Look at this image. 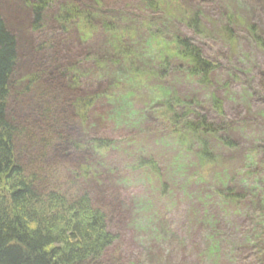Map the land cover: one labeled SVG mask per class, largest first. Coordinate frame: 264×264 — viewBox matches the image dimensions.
<instances>
[{
	"label": "rangeland",
	"instance_id": "rangeland-1",
	"mask_svg": "<svg viewBox=\"0 0 264 264\" xmlns=\"http://www.w3.org/2000/svg\"><path fill=\"white\" fill-rule=\"evenodd\" d=\"M56 1L58 0H53L52 4ZM74 1L82 2L83 8H91L95 3L94 0ZM108 1L113 3H109L112 4L110 8L116 9L93 14V18L88 21L92 24H84L81 31L79 29L78 32L79 26L72 25L68 26L67 31L63 32L61 27L59 30L54 28L51 33L46 31L48 29L46 27L35 30L32 28L28 0H0V12L18 41V61L9 108L14 109L16 116L23 121L34 118L37 110L45 108L47 104L54 109V115L66 117L72 106L67 101V95L60 90V87L64 88L65 85L57 87L59 85L54 84L56 89L49 97L52 101L46 99L38 101L35 98L42 86V80L33 86L32 91L26 89V85L33 69L35 71L37 67V46L43 43L47 57L54 61L55 47L62 54L69 56L74 50L72 46L79 45L84 52L79 55L73 54L69 60L76 66H84V69L82 68L83 73L75 78L77 80L73 83L75 86L73 90L78 95V100L90 102L89 109L94 104L90 112L88 109V118L95 125L92 124L93 126L87 130L99 140L110 142L106 151L98 155L99 158L107 159L109 173L115 171L118 166V176L121 175L118 177L119 184L111 174L107 175L108 179L106 178L105 182L118 184L122 189L123 210H130L129 203L137 200L132 212L118 214L125 221L114 228L123 241L121 243L123 252L132 253L134 259L140 260V264H264V159L262 162L258 160L264 154V37L262 35V42L256 45L244 27L245 23L250 21L264 30V0H159L158 13L150 18L149 15H152L147 12L148 15L145 14L143 8L138 6L141 0ZM228 3L237 6L235 10H230V13L226 10ZM118 4L125 10L127 8L125 5L132 7L126 11H117ZM182 8L187 10L185 16H188L189 9L199 10L202 13L201 18L217 30L211 31L206 28L205 36L202 38L199 34L201 38L199 39L191 28L189 30L184 25H188L189 18L183 20L184 24H180V30L200 42L206 56L216 66L211 88H205L184 77L183 70L186 68H178L181 61L180 57H176V53L180 54L182 49L176 51L174 46H169V37L174 33L170 31L164 33L166 26L162 28L159 24L162 16L170 17L172 13L180 12ZM135 9L140 15L134 13ZM248 12H252L253 16L248 15ZM221 14L225 17L226 23L228 18L238 19L242 23L239 26L233 22L229 24L241 29V31L235 29L233 32L235 38L224 41L219 35L216 36L223 25ZM145 16L150 19L146 23ZM170 18L173 20L174 17ZM51 23L54 24V19ZM171 23L169 20L164 24L168 26ZM150 28L152 30H149ZM182 32L179 34H183ZM72 40L75 41V45H71ZM164 43L166 44L164 47L159 46ZM76 51L78 50H74ZM49 68V64L44 67L40 65L42 71ZM73 69L78 70L75 66ZM88 73L91 76H88ZM58 79L63 80L59 77ZM169 88L175 90L173 95L168 93ZM212 90L224 101L222 111L207 104L208 92ZM191 94L194 95L193 100ZM170 103L173 104L174 112L178 115L184 114L182 121L177 124H169L172 113H168L167 108ZM186 110L193 112L186 113ZM109 111L111 112L108 113L109 117L105 122L99 118L106 116ZM196 113L204 116L202 119L214 127V130L200 138L196 137L188 125ZM73 114V119H69V125L70 128L77 129L79 117L78 114L74 112ZM64 120L62 119L61 124ZM52 122V117L45 118V115L41 114V119L30 125L36 132L37 141H43L41 152L43 149L51 148L53 143L56 145L59 139L63 140L62 138L66 139L69 146L73 145L69 138L72 136L70 133L67 136L62 130L58 133L61 138H57L59 128L52 127ZM47 124L48 127H45ZM41 126L45 127V130L40 132ZM231 130H238L240 137H235ZM52 136V140L49 141ZM218 138L231 140L232 150L221 151L215 145ZM31 141L32 136L23 138L24 145ZM204 143L212 147L216 153L214 162L195 152L196 147L201 144L203 146ZM140 147L152 149L162 163L168 159L170 162L173 155L178 158L179 163L184 162L187 165L185 170L181 168L177 171L178 174L183 171L186 182L201 179V176L194 174L197 170L195 164L199 162L207 172H210L208 179L224 169L235 172L237 181L232 185V192H235L237 187L241 188L239 181L243 180L244 185L248 187L244 191L245 197L224 191L225 194L210 199V190L201 193L204 198L220 203L219 207L223 206L225 209V204L228 203H233L234 207H241L251 202L246 206L245 215L242 212L241 216L236 215L232 219L227 213L222 215L224 228L219 230L220 249H217L210 240L211 231L221 218L214 214H208L209 224L205 230L201 228L196 235L195 242L199 254L188 240L190 231L184 226L181 228V225L186 223L185 216L189 214L193 202L189 200L191 196L185 190L179 193L180 189L168 188L164 194L165 200H160V205L163 204L169 212L164 219L166 224L159 226L158 234L151 230L152 226L148 219H151L158 204L155 201L154 205L149 204L151 197L147 192H155L162 179L153 175L140 178L129 171L127 165L132 157L133 160L136 157V150L133 149ZM31 151L38 156L37 151L33 149ZM80 152L90 154V151L85 149L78 150L75 154ZM240 153L242 162L238 157ZM75 161L82 164L79 159ZM95 163L96 160L92 157L84 161L86 170L89 166L95 168L97 165ZM97 167L103 168V162H99ZM88 175L92 181L91 172ZM49 181L54 182L51 178ZM138 187L143 189L144 193H137ZM51 190V186L45 189L46 192ZM128 192L134 194L133 200L128 196ZM109 196L107 198L111 199L113 204H117L116 197ZM130 231L132 239L129 238Z\"/></svg>",
	"mask_w": 264,
	"mask_h": 264
},
{
	"label": "trees",
	"instance_id": "trees-1",
	"mask_svg": "<svg viewBox=\"0 0 264 264\" xmlns=\"http://www.w3.org/2000/svg\"><path fill=\"white\" fill-rule=\"evenodd\" d=\"M94 2V5H91V9L90 7L83 8L82 2L74 0H58L54 4H52L53 0H28V11L32 16V28L35 30L46 27L48 28L46 31L53 33L51 30L54 28L59 30L62 27L64 32L67 31L68 26L75 25L79 26V32V29L81 31L84 24H92V22L88 21L93 18V14L116 9L110 8L113 3L108 0H94ZM125 6L127 7L126 10L132 7L129 5ZM138 6L141 9L143 8L142 10H144L145 14H151L152 16L149 15L150 18L158 13L160 2L159 0H141ZM226 6L229 9L226 8L229 13L231 12L230 10H235L237 7L233 3H228ZM122 7L118 4L117 11H126ZM95 9L96 11L94 12ZM107 9L110 10L108 11ZM131 10L133 11V8ZM134 13L140 15L136 9ZM248 13V15L253 16L252 12ZM186 14L187 10L182 8L180 12L171 14L170 17H174L173 20L166 15L162 16L159 24L162 28L166 26V32L163 30L164 33L168 31L174 33L173 36H168L169 46H174L176 51L179 48L182 49L180 54L176 53V57H180L179 60L181 61L178 64V68H186V70H183L184 77L203 85L205 88H211L216 73V66L206 56L201 43L180 30V24L182 25L183 20L189 18L187 21L188 25L183 24L189 30L191 28L199 39H201L199 34L202 38L205 36L206 28L211 31L217 30L213 29L208 22L201 18L202 13L199 10L189 9L188 16H185ZM49 15L50 17H47ZM149 18L145 16V23L150 20ZM222 18L223 25L219 28L216 36L219 35L224 41L228 38H235L236 36L233 37L232 34H234L235 29L241 31L240 27H238L241 22L238 19L230 20L228 18L226 23L223 15ZM49 19H52L51 21L54 19L53 25ZM175 19L179 20L175 21ZM169 20L172 21L170 25L164 24L165 21ZM231 22L236 23L238 25L237 28L229 26V24H232ZM245 24L244 27L247 34L251 36L252 42L256 45L260 44L262 37H264L263 28L250 21ZM149 30L152 29L150 28ZM181 32L183 34H179ZM17 42L16 34L8 28L0 12V264H140V260L134 259L132 253L123 252L124 250L121 247L123 241L119 238V233L114 231L116 226L125 221L118 214L132 212L136 207L137 200H133L134 194L128 192V196L133 200L129 203L130 210L122 209L123 200L121 199V194L123 192L118 186V177H121V175L118 176V166L114 167L116 172L111 171L112 173H109L107 171V159L104 160V157L99 158L100 155H98L100 152L106 151L110 146V142L99 140L98 137L88 132L87 128L95 125L88 118V109L91 104L87 100H78L73 90L75 87L73 83L77 80L75 78L83 73L82 68L84 69V66H76L69 59L73 54H82V51L84 52L83 48L79 45H76L77 48L72 46L74 50L78 51L74 52L72 50V53L68 56L64 55V53L62 54L55 47V51L53 50L54 61H52L49 56L47 57L44 44L37 46V67L35 71L33 69L26 85V89L32 91L33 86L39 80H42V86L35 97L38 101L44 99L52 101V98L49 97L51 92L56 89L54 84H58L59 86L57 87L66 85L64 88L60 87V90L67 95V101L74 109L73 112L78 114L79 117V125L77 129H73L69 125V119H73L74 116L71 107L69 111L66 110L67 116L60 118L58 115H54V109L47 104L45 108L37 110L34 118L27 121L19 119L15 110L9 108V102L13 96L12 86L18 61ZM72 44L75 45L74 40H72ZM165 45L164 43L159 46L164 47ZM69 62L71 65H69ZM34 64L35 60H33V66ZM48 64L49 69L45 71L40 69V65L44 67ZM73 66L78 70H74ZM90 73H88V76H91ZM58 77L63 80H59ZM64 82L66 84H63ZM178 90L181 92L179 87ZM173 92L175 90L169 88L168 93L173 95ZM191 95L190 97L193 100L194 95ZM223 103V99L214 90L208 92L207 104L209 106H213L214 109L217 107L218 110L222 111ZM92 108H94V104H92L89 112ZM110 112H107L106 116L99 118L105 122ZM167 112L172 113L169 117V124H177L184 117V114L179 113L178 115L174 112L172 103L168 104ZM189 112L193 111L186 110V113ZM41 114L45 115V118L46 116L48 118L52 117V127L57 126L59 128L57 134L62 132V130L67 133V136L70 133L74 137L69 136L73 145L69 146L65 138H62L63 140L59 139L61 135L58 134L59 142L56 145L53 143L51 148L43 149L41 152L43 141H37L36 132L33 127H30L32 122L41 119ZM203 117L196 113L195 118L190 119L188 122L189 127L198 138L214 130L213 125L202 119ZM62 119L66 120H64L63 124H61ZM58 122L60 124H56ZM45 127H48V124ZM45 127L41 126L40 132L44 131ZM37 131L39 132V130ZM231 131L234 132L235 137H240L238 130ZM29 136H32V141L28 145H24L23 138L26 139ZM52 138L53 136L49 141ZM215 142L217 143L215 145L221 151L230 152L232 150L230 146L231 140L218 138ZM228 145L230 146L229 148H227ZM218 148L217 150H219ZM32 149L38 152V156L31 151ZM84 149L90 151V154L84 152L75 154L78 150ZM133 150H136V157L134 158L135 160L132 157L128 163L127 168L129 171L140 176V178L141 176L148 177L153 175L162 179V183L160 180L155 192H147L151 197L149 204L154 205V201L158 204V206H155L156 211H154L153 216L148 219L152 226L151 230L158 234L160 232L159 226L166 224L164 219L169 212L163 204L160 205V200H165L164 194L168 188L180 189L179 193L185 190L191 196L189 200L191 199L193 202L189 214L185 216L186 223L181 225V228L184 226L190 231L188 240H190L197 254H199L195 242L196 235L201 228L205 230L209 224L207 221L208 214H214L218 218L221 216V218L215 224V229L211 231L210 240L213 241L212 243L217 249H220L221 244L218 236L220 235L219 230L224 228L222 215L227 213L231 219L236 217V215L241 216L242 212L245 215L246 206H249L251 202H247L241 207H234L233 203H228L227 205L224 203L225 209L223 206L222 208L219 207L220 203L210 199L219 197V194H225L224 191L245 197L244 191L248 187L244 185L243 180L239 181L241 188L237 187L236 191L232 192V185H235L234 183L237 181L235 172L230 169H224L218 175L214 174L215 176L213 175L212 178L208 179L207 176L210 175V172H207L203 168L202 163L199 162L195 164L197 170L194 174L201 176V179L186 182V179L183 178V171L178 174L177 170L181 168L185 170L187 165L184 162L179 163L178 158H175L174 155L170 162L168 159L167 162L162 163L158 160L153 150L148 147L145 149L140 147ZM195 152L197 154L200 153L210 162L215 161L216 153L206 143L203 146L201 144L196 147ZM90 157L96 160L95 164L97 165H95V168L89 166L86 170L84 161ZM128 157L126 158L128 159ZM238 157L242 162V153L238 154ZM256 158L258 157L256 156ZM76 159L81 160L82 164L76 162ZM166 159L164 158V160ZM263 159L264 154L258 158L260 162ZM99 162H103V168L97 167ZM111 162L113 163L114 161ZM89 172H91V178L94 182L89 179ZM108 174L113 175L117 179V185L105 182ZM50 178L54 182H50ZM85 179H88V181ZM104 184H107V186ZM48 186H51L52 190L46 192L45 189ZM209 190L211 191V195L209 194L210 199H206L201 193ZM136 192L144 193V190L138 187ZM109 195L116 197L118 200L117 204H113V201L107 198ZM118 207L119 209H117ZM158 216L159 218H157ZM131 234L132 232L130 231V239H132ZM217 242H219L218 246Z\"/></svg>",
	"mask_w": 264,
	"mask_h": 264
},
{
	"label": "bare ground",
	"instance_id": "bare-ground-1",
	"mask_svg": "<svg viewBox=\"0 0 264 264\" xmlns=\"http://www.w3.org/2000/svg\"><path fill=\"white\" fill-rule=\"evenodd\" d=\"M63 84H66V82H64ZM62 86H64V85H62ZM65 87H66V85H65ZM75 96L78 97V95L76 93H75Z\"/></svg>",
	"mask_w": 264,
	"mask_h": 264
}]
</instances>
